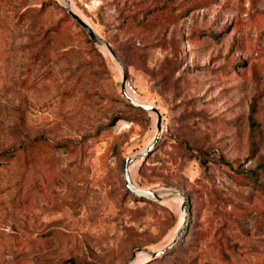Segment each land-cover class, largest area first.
Instances as JSON below:
<instances>
[{
  "label": "rangeland",
  "instance_id": "obj_1",
  "mask_svg": "<svg viewBox=\"0 0 264 264\" xmlns=\"http://www.w3.org/2000/svg\"><path fill=\"white\" fill-rule=\"evenodd\" d=\"M70 5L122 67L63 0H0V264H126L184 218L137 264H264V0ZM122 69L162 114L132 179L187 215L126 187L156 123Z\"/></svg>",
  "mask_w": 264,
  "mask_h": 264
},
{
  "label": "water",
  "instance_id": "obj_2",
  "mask_svg": "<svg viewBox=\"0 0 264 264\" xmlns=\"http://www.w3.org/2000/svg\"><path fill=\"white\" fill-rule=\"evenodd\" d=\"M68 14L77 22L79 26H81L84 31L87 33L89 38L94 42L97 46H105L113 59L122 67V62L120 61L119 57L116 55L110 44L103 39L93 28L92 26L87 23L83 18H81L77 13H75L72 10V7L70 5V0H63ZM127 86L129 87V90L131 89V86L128 82V75L127 72L122 69V85H121V92L123 96L134 106L137 108L143 109L151 114H156L157 116V122H156V135L152 142L139 154L133 155L131 157H128L124 160L123 163V175H124V181L126 184V187L128 190L135 194L136 196L140 198H144L153 202H162L166 200L167 198H181L182 199V210L187 215L186 211V198L182 192H180L176 188L172 187H163V188H155V189H146L139 187L134 180L132 179L131 173H130V167L138 162H143L146 160V158L153 152L155 149L159 139L160 135L162 133V114L160 113L159 109L155 106L145 104L142 102L136 101L132 96H130L129 90L127 89ZM186 219L184 218L182 224L177 229L173 239L162 249L158 251H150L145 249H137L132 257L126 262V264H134L135 261L138 258V255H142L146 258H148L147 261L157 258L158 256L165 254L167 251H169L179 240L180 236L183 233V230L185 228ZM146 262V261H145ZM144 263V262H142Z\"/></svg>",
  "mask_w": 264,
  "mask_h": 264
},
{
  "label": "bare ground",
  "instance_id": "obj_3",
  "mask_svg": "<svg viewBox=\"0 0 264 264\" xmlns=\"http://www.w3.org/2000/svg\"><path fill=\"white\" fill-rule=\"evenodd\" d=\"M72 10H73V8H72ZM74 11V10H73ZM75 12V11H74ZM79 15V14H78ZM80 16V15H79ZM81 17V16H80ZM82 18V17H81ZM101 48H103L104 50H106V51H108L109 52V50L105 47V46H102ZM105 51V52H106ZM110 53V52H109ZM127 89L129 90V87L127 86ZM133 91L132 90H129V93H130V96H132L136 101H138L137 99H136V97H135V95L132 93ZM139 102V101H138ZM153 118H154V121H155V123L157 122V116H156V114H153ZM156 130L157 129H155V133H154V135H156ZM167 199H169V198H167ZM166 199V200H167ZM181 209H182V205H181ZM174 237V236H173ZM173 239V238H172ZM139 257H142V258H144V256H142V255H138V258ZM138 258H137V260H138ZM144 259H146V258H144ZM137 260L135 261V263L134 264H137Z\"/></svg>",
  "mask_w": 264,
  "mask_h": 264
},
{
  "label": "trees",
  "instance_id": "obj_4",
  "mask_svg": "<svg viewBox=\"0 0 264 264\" xmlns=\"http://www.w3.org/2000/svg\"><path fill=\"white\" fill-rule=\"evenodd\" d=\"M122 95H123V94H122ZM130 104H131V103H130ZM131 105H132V104H131ZM132 106L135 107V108H137V107L134 106V105H132ZM136 197H137L138 199L147 200V199H144V198H140V197H138V196H136ZM187 220H189V218H187ZM187 225H188V224H187ZM187 225L185 226V228L187 227ZM185 228H184L183 232L185 231ZM180 237H181V236H180ZM179 239H180V238H179ZM178 241H179V240H178ZM178 241H177V242H178ZM177 242H176V244H177ZM176 244H175V245H176ZM175 245H174L171 249H173V248L175 247ZM171 249H170V250H171Z\"/></svg>",
  "mask_w": 264,
  "mask_h": 264
},
{
  "label": "built area",
  "instance_id": "obj_5",
  "mask_svg": "<svg viewBox=\"0 0 264 264\" xmlns=\"http://www.w3.org/2000/svg\"><path fill=\"white\" fill-rule=\"evenodd\" d=\"M132 89V88H131ZM134 92V91H133Z\"/></svg>",
  "mask_w": 264,
  "mask_h": 264
}]
</instances>
